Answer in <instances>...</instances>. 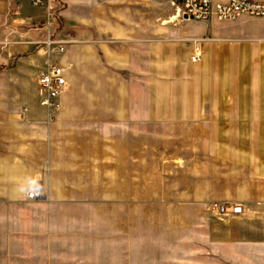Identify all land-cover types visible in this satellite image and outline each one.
I'll return each instance as SVG.
<instances>
[{"label": "rangeland", "instance_id": "374dc122", "mask_svg": "<svg viewBox=\"0 0 264 264\" xmlns=\"http://www.w3.org/2000/svg\"><path fill=\"white\" fill-rule=\"evenodd\" d=\"M0 4V34L15 31L9 45L0 44V133L18 138L20 181L28 106L12 102L19 94L10 85L17 76L7 68L21 54L34 51L47 65L61 66L68 46L97 48L131 37L190 46L204 33L203 23L158 0H56L58 19L50 25L29 0ZM49 41L63 46L49 47ZM39 88L33 89L38 97ZM57 105L42 121L43 141L52 140V150L46 144L41 197L30 199L32 190L25 199H0V264H264V245L212 244V207L178 198L173 188L186 168L177 136L145 121L134 128L70 121L61 98ZM41 207L55 211L39 214ZM35 223L44 225L42 246Z\"/></svg>", "mask_w": 264, "mask_h": 264}, {"label": "crops", "instance_id": "0c3cea01", "mask_svg": "<svg viewBox=\"0 0 264 264\" xmlns=\"http://www.w3.org/2000/svg\"><path fill=\"white\" fill-rule=\"evenodd\" d=\"M221 1L227 0L214 2ZM200 29L201 38L209 41L197 63L192 62L193 44L149 38L107 41L97 48L68 46L59 57L68 85L61 97L64 116L78 123L132 128L145 121L148 127H163L165 135L177 136L184 154L181 166L186 168L173 188L178 198L209 209L229 202L246 210L231 218L211 212V243L264 245V20L245 17L233 24L214 20ZM7 69L17 76L10 84L19 90L12 102L29 108L24 124L28 131L21 136L26 155L21 181L18 138L0 133V199L15 201L45 189L43 152L46 144L52 150V140L43 141L47 111L33 89L48 65L32 51L21 54L17 65ZM10 118L7 115L6 122ZM43 226L35 223V239L42 241L41 246ZM50 247L52 256L55 245Z\"/></svg>", "mask_w": 264, "mask_h": 264}, {"label": "built area", "instance_id": "2783aa9c", "mask_svg": "<svg viewBox=\"0 0 264 264\" xmlns=\"http://www.w3.org/2000/svg\"><path fill=\"white\" fill-rule=\"evenodd\" d=\"M56 0H29V4L38 10H44L48 24L57 22V14L54 10ZM59 1V0H58ZM62 1V0H60ZM176 6L178 11L184 16H188L194 21L201 23H211L217 21L222 24H230L239 21L242 18H252L264 20V0H227L214 2L213 0H158ZM15 34L14 30L4 29L1 36V45H9L10 37ZM209 41L208 38H199L194 41L192 62H199L204 56V45ZM52 44L61 45L60 41H49V47ZM63 46V45H61ZM63 49L61 47L62 52ZM40 86V104L48 111L57 109V102L62 97L66 87L67 80L64 74V68L55 64L48 65V69L39 79ZM41 193L37 190L29 194L30 199H39ZM213 212L220 218L240 217L246 213L244 207L240 204L229 202L218 203L212 206Z\"/></svg>", "mask_w": 264, "mask_h": 264}, {"label": "water", "instance_id": "95a60500", "mask_svg": "<svg viewBox=\"0 0 264 264\" xmlns=\"http://www.w3.org/2000/svg\"><path fill=\"white\" fill-rule=\"evenodd\" d=\"M184 18H185V19H191V18H189L188 16H184Z\"/></svg>", "mask_w": 264, "mask_h": 264}]
</instances>
